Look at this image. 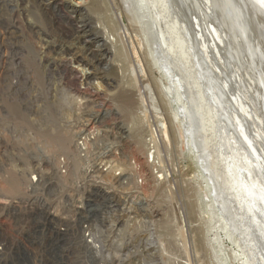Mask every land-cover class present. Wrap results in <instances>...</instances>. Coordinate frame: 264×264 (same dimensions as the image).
I'll return each instance as SVG.
<instances>
[{
    "label": "built area",
    "instance_id": "1",
    "mask_svg": "<svg viewBox=\"0 0 264 264\" xmlns=\"http://www.w3.org/2000/svg\"><path fill=\"white\" fill-rule=\"evenodd\" d=\"M138 78V127L103 93L92 95L89 82L87 89L80 83L70 91L89 99L77 104L65 149L25 137L17 141L21 153L4 155L3 164L0 155V258L178 264V256L192 253L175 204H167L170 215L162 210L163 185L175 176L162 169L165 116L150 83ZM102 189L112 190L113 200L100 199Z\"/></svg>",
    "mask_w": 264,
    "mask_h": 264
},
{
    "label": "bare ground",
    "instance_id": "2",
    "mask_svg": "<svg viewBox=\"0 0 264 264\" xmlns=\"http://www.w3.org/2000/svg\"><path fill=\"white\" fill-rule=\"evenodd\" d=\"M31 2L33 3L26 13L28 17L36 14L40 21L28 20L27 27L39 38L43 36L40 42L47 45L42 53L44 60H48L47 57L52 54L58 55L61 50L56 47L62 48L63 44L76 45V43L95 46L97 56L101 57L104 62L109 55H113L114 43L105 32L107 27L109 30L113 22L109 24L100 21L97 22L100 27L95 25L97 18L95 15L99 9L93 0H69V3L67 1L65 3V0H32ZM126 3L127 5L136 4L144 20L146 19L143 23H145L144 29L147 32L150 30V43L146 44L150 45L151 63L159 75L169 81V84H165L162 77L154 79L159 88L157 92L159 97L156 90L151 87V84L149 85L152 91H155L156 97H161L162 101L165 102L167 98L164 93L169 97L167 98L169 99L168 104H165L168 113L164 112L167 120L165 119L166 123L161 122L164 126V130H161V147L169 143L173 145L175 137H179L180 143L184 145L183 150L185 148L198 159L200 170H202L199 178L205 180L208 190V194L206 196L204 194V197L210 201V213L215 214L216 216H213L219 220L215 228L220 229L221 232L224 230L223 235L231 236L240 250L239 256L245 258L244 254L247 255L245 252L247 249L245 251L243 249L245 239L242 241L243 244L238 243V239L242 240V231L232 221L228 213L230 207L221 194L226 191L224 187H228V190L237 194L239 206L247 205L249 209L255 208L260 211L262 218L254 215L252 223L258 229L257 235L259 234L264 239V179H247L248 175L252 177L251 171L235 167L233 163L218 164L215 162V165L212 164L210 167L207 165V159L211 157L209 149L211 140L216 135L220 138L221 128L227 127L231 134L237 136L240 144L248 150L243 156L241 155L242 159L254 165L255 168H259L261 175L264 176V0H126ZM118 10L119 12L116 13L118 22H115L121 28L123 16L120 9ZM170 11L178 20L172 17ZM23 13L25 14V11L20 12L19 15ZM43 25L60 30V38L44 36L38 27ZM13 27L11 26L4 34L5 37H13V29H15ZM184 29L197 57L200 77L206 86L207 93L212 96L210 102H213L214 106L206 100L203 91L184 92L181 78L173 73L177 66H174L172 61L163 55L164 51L168 50L174 58L175 55L181 53L183 61L187 59L188 42L181 35V30L184 31ZM166 34L170 37L167 38ZM45 37L49 40H45ZM160 43L166 45H163L166 47L165 50L163 48L161 50ZM50 44L53 46L51 47ZM61 52L63 54V51ZM55 59L48 63L50 62L58 69L63 67L61 62ZM138 63V67L142 70L139 71L135 65L132 67L134 69L132 78L134 79L140 74L148 76L146 66L140 61ZM183 64L185 65V61L180 63V65ZM67 65L66 63L63 68L69 73ZM70 71L71 75H75L73 70L70 69ZM194 84L197 85L198 82L195 81ZM161 105L160 102L159 106ZM134 119L136 123L132 122L138 126L141 123L139 117L135 116ZM234 139L233 142L236 143V137ZM215 141L213 140L214 143ZM249 154L254 157L255 161L251 160ZM228 159L232 160V157ZM224 171L231 173V176L225 183L226 185L220 186L219 195H217V188L212 182L213 176L219 177ZM99 197L104 200H109V197L113 199V191L99 190ZM236 220L246 232L247 228L243 226L246 223L245 218L236 216ZM217 234L218 240L222 239L219 231ZM247 242L250 245L256 244L249 237ZM248 245L245 247L248 248ZM248 256L246 263L253 264L250 255Z\"/></svg>",
    "mask_w": 264,
    "mask_h": 264
},
{
    "label": "rangeland",
    "instance_id": "3",
    "mask_svg": "<svg viewBox=\"0 0 264 264\" xmlns=\"http://www.w3.org/2000/svg\"><path fill=\"white\" fill-rule=\"evenodd\" d=\"M31 1L0 0V155L2 164L8 160L4 155L12 152L21 153L22 144L17 141L25 137L33 138L36 144H40L41 140H46L47 145L53 151L63 150L69 145L76 131L75 128L70 127V123L75 121L77 104L80 101L84 102V98L89 99L88 96L75 95L70 91L76 89L78 84L81 83V88L87 89L88 86L85 83L89 82L90 87L88 88L92 95L97 92L103 93L104 99L116 104L123 115L136 123L134 91L137 88L139 75L135 76V79L132 78L134 77L132 67L135 65L139 71L142 70L138 67L139 61L146 66L148 76H143L144 80L147 84H151L157 95L159 88L155 80L162 77L151 63L150 45L146 44L150 43V30L147 32L144 29V18L136 4L127 5L126 0H93L99 9L98 14L95 15L97 17L95 25L100 27L97 23L100 21L109 24L113 22L109 30L107 27L105 32L114 43V52L104 62L101 57L97 56L95 46L83 43L63 44L62 48L56 47L63 51V54L59 51L60 55L59 53L58 55L52 54L47 57L48 60H44L42 53L47 45L40 42L43 36L39 38L27 27L28 20L40 21L36 14V16L29 15L28 17L26 13L33 3ZM66 1L69 3V0H65V3ZM118 9L123 16L121 28L116 25ZM22 11H25V14L20 16L19 13ZM141 15L142 18H140ZM11 26L15 28L13 39L4 36ZM38 27L44 36L60 38V30L57 28L46 25ZM46 28L49 29L45 30ZM166 35L167 38L170 37ZM50 46L53 45L50 44ZM56 46L59 45L56 44ZM53 59L61 62L63 67L67 63L69 73L63 67L58 69L50 62L48 63ZM108 60H110L109 63ZM70 69L75 72V75L70 74ZM164 83L169 84V81L164 79ZM164 94L169 98L168 94ZM167 98L165 102L161 97L158 98L159 103L162 104L160 108L163 115L168 113L165 105L169 101ZM180 140L179 137H175L173 145L170 143L162 145L161 149L162 169L175 174L173 180L163 185L162 210L169 214L170 209L167 204H175L171 211H176L177 216H183L185 220L184 227L182 230L179 228L178 231H185L188 236V245L192 249L190 255L178 256L177 263L248 264L246 257L249 255V249L245 247L249 244L248 237L244 238L245 240L238 239V243L244 240L243 249L244 251L247 249L245 251L247 255L243 253L245 258L240 257V250L235 240L231 236L223 235L224 230L221 232L220 229L215 228L219 220L215 214L210 213V201L204 197V194L205 196L208 194V190L205 180L199 178L202 171L199 167L200 162L185 148L183 150L184 145L180 143ZM213 140L217 141V138L214 137ZM216 141L215 143L212 141L213 148L218 145ZM215 159L214 165L215 162L218 163ZM109 200L113 199L109 197ZM218 231L222 235V239L219 240L216 236ZM0 264H32V261L27 257L3 256L0 258Z\"/></svg>",
    "mask_w": 264,
    "mask_h": 264
},
{
    "label": "water",
    "instance_id": "4",
    "mask_svg": "<svg viewBox=\"0 0 264 264\" xmlns=\"http://www.w3.org/2000/svg\"><path fill=\"white\" fill-rule=\"evenodd\" d=\"M171 14H172V17L176 20L177 17L173 15V13ZM179 23L182 25V22L180 20H179ZM181 35L184 39L187 40L188 45H189V46L187 45V55L188 56L186 57L187 59L184 60L185 65L184 64L180 65L181 62L184 63L181 53L177 54L174 58L171 52L166 50L164 51L163 55L167 57L170 61H172L174 66H177V67L179 66L178 68L176 67V69H174L173 73L174 75H177V77L181 78V86L184 92L193 91L197 93V92L203 91L205 93L206 100H209L210 102L212 96L211 94L207 93L206 86L200 77L201 74L199 70L200 68L198 67L197 57L195 56V52L192 49V46L189 44L190 39L187 36L185 29L184 31L181 30ZM159 47L161 48V50L162 48L163 50H165V48L163 47V45H161V43ZM195 81L198 82L197 85L194 84ZM210 104L214 106L213 102H210ZM216 137L218 141L217 147L213 148L211 146L213 140H211L209 144L211 157L207 159V165H210L211 167L213 164L214 158H217L218 164L219 163L223 164L224 162L233 163L235 167L244 168V169L246 168L247 170H250L252 177H249L248 175L247 179L249 180L250 178L253 180L257 178L259 179L261 178V180L264 179V176L261 175L259 168H255L254 165L248 164L247 162H245V160L242 159V156L245 153H247L248 150L245 148V146L240 144V142L237 139V136H235L234 134H231V132L229 131L227 127L221 128L220 138L218 137V135H216ZM235 137L238 143L236 141H235L236 143L233 142V140H235L234 139ZM245 143L247 144V142ZM259 153H261V150H259ZM249 156L252 161H255L253 159L254 157H252L250 154ZM228 157L230 158L232 157V160H229ZM230 176H231V173L227 171L222 172L221 176L219 177L217 175L213 176L212 182L214 186L217 188V191H218L217 195H219L220 186L226 185L225 183L228 182ZM224 189L226 191H224V194H221V196L223 195L222 198L225 200L226 204L229 205L230 209L228 210V213L231 215L232 221L235 224H237L239 227V230L242 231V234H241L242 238L244 239L246 237H249L250 239H253L256 243L253 246L252 245L248 246L249 255L251 257L252 263L253 264H264V239L259 234L257 235L258 229L256 228V225L252 223L254 215H257V216L259 215L258 217L262 218V214L260 213V211L256 210L255 208L253 209H249V207L247 208V205H243L242 207L239 206L237 202V194L228 190V187H224ZM236 216H243L245 218L246 223L243 226L247 228L246 232L242 229L243 227L239 225V222L236 220Z\"/></svg>",
    "mask_w": 264,
    "mask_h": 264
}]
</instances>
